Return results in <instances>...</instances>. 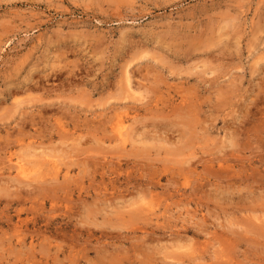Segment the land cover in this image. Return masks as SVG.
I'll return each instance as SVG.
<instances>
[{"label":"rangeland","instance_id":"374dc122","mask_svg":"<svg viewBox=\"0 0 264 264\" xmlns=\"http://www.w3.org/2000/svg\"><path fill=\"white\" fill-rule=\"evenodd\" d=\"M263 102L264 0H0V264H264Z\"/></svg>","mask_w":264,"mask_h":264},{"label":"bare ground","instance_id":"6f19581e","mask_svg":"<svg viewBox=\"0 0 264 264\" xmlns=\"http://www.w3.org/2000/svg\"><path fill=\"white\" fill-rule=\"evenodd\" d=\"M263 103H264V102H263ZM116 131H117V135H118V137L120 138V140L123 141V142H126V140H127V139H126V133H125V131H124V127H123V125H121L120 127H118ZM230 135H233V134H230ZM230 135H229V136H230ZM229 136H228L227 134L225 135V137H226L227 140H228L227 143L229 142V144H227V145H230V148H231V147L234 146V144H233V142H232L233 139H232L231 137L228 138ZM225 137H224V138H225ZM233 138H234V136H233ZM157 139H158V138H157ZM234 139L236 140V138H234ZM165 140H166V139H165ZM224 140H225V139H224ZM163 141H164V140H163ZM165 142H166V141H165ZM169 142H170V141H169ZM180 142H182L183 144L185 143V141H184V142H183V141H180ZM225 142H226V141H225ZM180 144H181V143H180ZM187 144H188V143H186V144H184V145H186V147H188ZM224 144H225V143L223 142V145H224ZM184 145H183V146L181 145L182 148H181L180 150L178 149L179 146L176 148L177 152L180 151L179 154H182V151L184 150L183 147H185ZM224 148H225V145H224ZM227 148H229V146H228ZM169 149H170V148H169ZM182 149H183V150H182ZM167 150H168V149H167ZM174 151H175V149H174ZM177 152H176V154H177ZM171 153L174 154L175 152H173L172 149H171ZM183 153H184V152H183ZM192 154L194 155V153H192ZM192 154H191V155H192ZM185 159H186V158H185ZM189 159H190V158H189ZM189 159H186V160L188 161ZM181 161H182V162H183V161L185 162V160H181ZM182 162H181V163H182ZM189 162H190V161H189ZM189 162H188V163H183V164H184V165H186V164H190ZM221 166H222V164H221ZM39 167H40V166H39ZM191 167L194 168L193 166H191ZM40 168H41V167H40ZM189 168H190V167H189ZM37 169H38V168H37ZM190 169H191V168H190ZM191 170H192V169H191ZM38 171H40V170H38ZM67 171H68V170H67ZM17 172H18V175L22 176V178H24L25 180H29V179H31V175H34V174L36 175V174L38 173L37 170L35 171V169H34L32 172H31V171H28V170L24 167V165H22V164H20V163H19L18 166H17ZM33 172H34V173H33ZM40 173H41V172H40ZM40 173H39V174H40ZM68 173H69V172H68ZM66 174H67V173H66ZM64 176H65V175H64ZM32 178L35 179L34 177H32ZM65 178H66V177H65ZM36 179H37V178H36ZM254 217H255V216H254ZM256 217H257L256 219L259 220L260 217H259V218H258V216H256ZM249 218H250V217H248V221H249ZM250 220H251V219H250ZM252 221H255L254 218H253ZM255 222H256V221H255ZM255 222H254V223H255ZM249 223H250V222H249ZM250 224H252V222H251ZM256 224H257V222H256ZM252 225H253V224H252ZM259 225H260V224H258V226H259ZM249 226H250V225H249ZM250 228L252 229L253 226L250 227ZM254 228L257 229L255 226H254ZM254 228H253V229H254ZM253 229H252V230H253ZM259 230L263 233V232H264V231H263V230H264V227H261V225H260ZM259 233H260V232H259ZM262 235H264V234H262Z\"/></svg>","mask_w":264,"mask_h":264}]
</instances>
